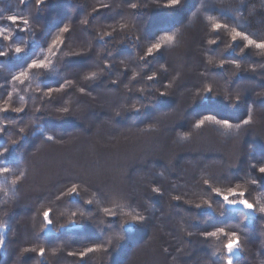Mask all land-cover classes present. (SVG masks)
<instances>
[{
	"label": "trees",
	"instance_id": "trees-1",
	"mask_svg": "<svg viewBox=\"0 0 264 264\" xmlns=\"http://www.w3.org/2000/svg\"><path fill=\"white\" fill-rule=\"evenodd\" d=\"M166 2L46 0L37 9L36 0H0V28L11 33L7 41L3 35L8 32L0 35V52L5 53L0 56V107L9 109L0 113V152L8 149L0 156V264H10L15 253L18 264H116L120 252L130 251L132 240L142 241L145 235V244L132 249L128 261L136 251L143 256L136 264H225L227 237L202 235L218 228L240 236L241 250L232 257L233 264H264V214L258 211L264 205V175L258 172L264 165V101L257 94L255 100L247 99L242 92L251 94L250 88L239 86L246 79L254 91L260 85L264 93V50L244 48V41L231 38L235 27L264 41V0H181L172 9L163 7ZM9 15L26 18L29 24L13 25L6 19ZM212 20L227 28L212 31ZM63 27L69 31L61 36L63 44L50 70H30L22 83L14 82L13 75L26 70L32 60L44 59ZM105 32L110 35L101 39ZM165 35H174L173 43L142 59ZM213 39L216 42L209 44ZM18 45L23 51L16 54ZM92 73L94 79H85ZM151 75L154 79L149 80ZM62 84V91L44 95ZM228 98L235 114L224 109ZM204 105L210 109H200ZM63 108L68 112L61 113ZM158 108L164 115L154 117ZM167 108L174 110L173 117ZM205 116L241 127L226 130L205 122L197 129L196 122ZM249 116L254 122L243 125ZM94 127L103 140L128 128L121 137L150 139L145 144L152 150L167 136L168 158L135 159L109 169L102 164L107 153L94 148L88 156L84 153L86 166L77 169L73 155L85 148ZM46 135L54 139L48 141ZM123 147L111 155L130 150ZM56 153L60 160L46 177L42 167ZM98 168L113 173L97 177L98 185L82 175ZM110 182L116 185L113 196L107 188ZM74 185L79 194L66 195ZM237 186L257 209L251 216L230 210L212 191ZM153 188L160 196L152 197ZM105 209L114 215H106ZM46 210L50 233L44 232ZM138 213L143 223H128ZM120 217H125L123 224ZM89 247L100 250L81 257ZM199 247L204 249L197 255Z\"/></svg>",
	"mask_w": 264,
	"mask_h": 264
},
{
	"label": "snow or ice",
	"instance_id": "snow-or-ice-1",
	"mask_svg": "<svg viewBox=\"0 0 264 264\" xmlns=\"http://www.w3.org/2000/svg\"><path fill=\"white\" fill-rule=\"evenodd\" d=\"M25 2V0H20V3L23 4ZM46 0H36V8H40L41 5L45 4ZM181 0H167V2L163 5V7L165 8H176L180 5ZM106 7V6H105ZM129 7H131L132 9H135L137 7L136 4H131L129 5ZM11 24L13 25H28L29 24V20L26 18H19L15 15H9L6 18ZM82 23H86V21H82ZM121 27H124V25H121ZM211 28L212 31H218L222 28H227V25L219 23L215 20L211 21ZM18 31H26V28L24 27H19ZM69 31V29L67 27H63L59 30L60 35H57L52 41L51 43L48 45V49H47V55L44 57V59H34L31 61V63H29L27 65V69L20 71L18 74L13 75L12 80L14 82H19L22 83L25 79H27L28 77V72L30 70H44V71H48L51 68L52 65V57H54L56 55V50H58L60 48V46L63 44V40L61 38L62 34L67 33ZM5 32H8L7 29L4 28H0V35H3ZM110 35V33L105 32L102 36L101 39L104 38V36H108ZM11 36V33L8 32L7 35H3L4 40H9ZM231 38L232 41L235 42L237 41V39L244 41V48H248V47H254L256 49H260V50H264V41H256L252 38H250L247 34L243 33L242 31H238L235 27L231 28ZM174 40V35H165L163 37H161L160 40H158L155 43H152L150 47L147 48L146 52H145V56L142 57L146 58L148 56H152L155 53L159 52L161 50L162 45H170L173 43ZM216 41L213 40H209V44H214ZM23 51V48L21 46H16L15 47V53L19 54ZM5 53L0 52V56H4ZM67 55V53L65 54ZM107 67V65H105ZM223 66V63L221 64V67ZM238 66V65H237ZM95 78V73H92L91 75L85 77V79H94ZM149 80L154 79V75H151L148 77ZM66 84L71 83L70 81H66ZM113 83H115V81H113ZM65 85H61L60 88L57 89H49L47 92L44 93L45 96H51L53 91H62L64 89ZM81 92L84 91V89H80ZM206 91L210 92L211 89H206ZM161 96H164L165 93L161 92L160 93ZM9 96H11V93H9ZM22 99V98H21ZM8 107L4 106V107H0V113L2 112H6L8 111ZM12 111L16 112V113H20L23 111V108H14L12 109ZM61 113H67L68 109L67 108H63L60 109ZM251 111V110H250ZM205 122H210V123H215L218 124L220 127L226 129V130H231L233 127L239 129L241 127V125L237 124L235 126H233L229 121L224 120V121H219V120H215L213 119L212 116H205L204 119L198 120L195 124V127L197 129H199L202 125L205 124ZM251 123V116H249V119H245L243 120V125H249ZM24 130L21 129V132H23ZM45 139L48 141H52L54 139L53 136L51 135H46ZM15 143V142H14ZM7 148L4 149L3 152H0V156L4 155L5 152H7ZM3 171H8V169H3ZM258 172L261 175H264V165L260 166L258 168ZM253 183H255V181H252ZM207 184V181L205 182ZM213 193L220 197L224 204L227 205L230 208H235L237 206L241 207L242 209H244L247 212H253L255 210H257L254 205L252 203H250L247 199H245V192L243 190L239 189V186H237V188H229L227 189V191H221L219 188H213L212 189ZM153 193L159 194V190L157 188H153L152 189ZM79 193L77 192V188L74 185L67 193L66 195L68 196H73V195H78ZM173 199L178 200L179 197H173ZM88 203H90V201H88ZM204 205H206L208 208H211L212 205L205 200L204 201ZM197 208L201 207L200 204L196 205ZM105 214L106 215H114V213H112L110 210L105 209ZM258 211L261 214H264V205H261L258 208ZM73 216L76 215V213L72 214ZM43 217H44V223L45 225H49L52 223V221L49 219V211L46 210L43 212ZM144 221V217L138 215V214H133L129 217V221L128 223L131 224H137V223H143ZM74 223V221H73ZM203 237L205 239H219L222 236H226L227 240L223 245V248L227 254V259L225 260V264H233V254L236 253L237 251L241 250V244H240V236L235 233V232H225V229L223 228H218L214 231H210L207 233H203L202 234ZM117 240L120 239L119 236L116 237ZM3 238L0 237V247L3 246ZM109 244H111V240H109ZM100 249L98 247H89L87 249H85L84 252L80 253L81 257H84L85 255L95 252V251H99ZM25 251H28V249H25ZM217 251H219V249H217ZM44 254V249L41 248L39 250V255H43ZM69 255H72V253H69Z\"/></svg>",
	"mask_w": 264,
	"mask_h": 264
},
{
	"label": "rangeland",
	"instance_id": "rangeland-1",
	"mask_svg": "<svg viewBox=\"0 0 264 264\" xmlns=\"http://www.w3.org/2000/svg\"><path fill=\"white\" fill-rule=\"evenodd\" d=\"M191 22L192 21H190V23H188V24H191ZM197 38V37H196ZM197 47H198V45H196V44H194V50H191V52L193 53V57L195 56V58H196V56L198 55V49H197ZM200 55H202L201 53H200ZM199 57V56H198ZM190 62H192V58H191V61ZM264 69V68H263ZM263 69H261V66H260V70H263ZM259 70V71H260ZM161 72H163V71H161ZM189 74V73H188ZM262 75H264V74H262ZM203 78H205V76L203 77ZM260 83V82H259ZM240 85L239 86H243V87H245V86H247V87H249L250 88V90H251V94H250V92H248L247 94H246V92H242V94H244V95H247L246 97H247V99H251L252 101L253 100H255V99H253V96H254V94H257L258 95V97H257V99H260L261 97H262V100L264 101V93L263 92H260L259 91V86L260 85H258L256 88H255V90H257V91H254L253 90V88H252V82H250V81H248V80H243L242 82H240L239 83ZM259 91V92H258ZM252 95V96H251ZM236 97V96H235ZM230 100H231V98L229 99H225V105H227L226 106V108H224V109H226V112L227 113H230V114H235L234 112H233V107L230 105V104H233V103H230ZM201 101H204V100H201ZM238 101V100H237ZM183 100H180V106H183ZM192 104V106L194 107V104L193 103H191ZM215 106V105H214ZM230 106H231V108H230ZM261 107H262V109H264V107L262 106V105H260ZM161 107H163V106H160V108ZM174 106H172V108H173ZM177 107V106H176ZM190 108H192V107H190ZM164 109V108H163ZM167 109H169V108H167ZM174 109V108H173ZM159 108L157 109V111H154V117L155 116H157V115H164V113H160L159 112ZM187 110H189V109H187ZM254 110V109H253ZM252 110V112H254ZM106 110L104 109V112H105ZM165 111V110H164ZM168 111V110H167ZM191 111H194L193 113H195V110L194 109H191ZM169 112H170V115H168V116H174L173 115V113H174V110H170L169 109ZM236 112L237 113H240L241 114V110L239 109L238 111L236 110ZM262 115H264V113H261ZM103 116V115H102ZM150 116H152V115H150ZM153 117V116H152ZM100 118H101V116H100ZM99 118V119H100ZM91 119V118H90ZM101 122H104V121H102V119H101ZM172 122H174V120L172 121ZM178 122H180V120L178 121L177 120V123ZM254 122V120L252 119V121H251V123H253ZM257 123V122H256ZM261 123H263L264 124V121H262ZM260 123V124H261ZM260 124L259 123H257V125L256 126H258V127H260ZM86 128H88V124L86 123ZM108 127V126H107ZM202 127V126H201ZM257 127V128H258ZM118 129V128H117ZM97 130H96V127H94L93 129H91V133H92V136H91V138L90 139H85L86 141H85V148L83 149V150H81V152H76V154L74 153V162L75 161H78L79 162V164L77 165L78 166V168L77 169H79L80 168V166H82V167H84V165L86 166V164H87V162L86 161H88V160H85V158H86V156H84V153H86L87 154V156H88V154L90 153V151H89V149L92 151V149H94V148H96V149H99V151H101V150H103L104 151V153H107L106 154V156L104 157V159L102 160V164L104 163V165L106 164H108L111 168H113L116 164H117V166L120 164V163H123V162H130V161H134L135 159H142V158H151V159H156V158H159V156L162 158V159H166V158H168V154H167V152H168V147L166 148L165 147V141H166V137L164 136V137H162V138H160V145H155L153 148V150L152 149H149V144H145V142H150V139H139V137H135V136H133V135H125V136H123V137H121L122 136V134H123V132L124 131H129L128 130V128H125V129H121V130H119V131H117V133L115 134V138L113 137L112 139H110V140H106V138L103 140L102 139V136H101V138H97V136L98 135H96L95 134V132H96ZM94 134V135H93ZM175 134V133H174ZM261 134H262V132H261ZM264 134V133H263ZM127 138H128V140H127ZM122 139V140H121ZM121 140V141H120ZM172 140V139H171ZM161 141H162V143H161ZM89 142V143H88ZM117 142V144H115ZM125 143V144H124ZM131 143H133V144H131ZM115 144V145H114ZM127 145V146H126ZM132 145V146H131ZM115 146V147H114ZM124 146V147H123ZM131 146V147H130ZM127 148V147H129L130 148V150H125L124 152H116V154H114V155H111L113 152L112 151H114L116 148ZM120 148H119V150H120ZM118 150V151H119ZM195 150L196 151H198L197 150V148L195 147ZM95 152V151H94ZM96 152H98V150L96 151ZM101 153V152H100ZM56 154H58V155H56L55 157H53L51 160L52 161H49V162H45V165L42 167V172H44V176H48L49 177V175H52L53 174V172L55 171V168H56V166H57V164H58V160H60V156H59V153H56ZM97 154V153H96ZM264 154V151L262 152V155ZM116 155V156H115ZM144 156V157H143ZM197 156V155H196ZM195 156V157H196ZM116 157V158H115ZM181 157H184V158H186V157H188V156H181ZM214 157H211V156H208V157H206V159H213ZM183 159V158H182ZM179 160H181V159H179ZM101 164V165H102ZM93 165V164H92ZM105 165V166H106ZM93 166H96L95 165V163H94V165ZM109 166H106L107 168L109 167ZM100 168H103L104 166L102 165V166H99ZM110 167H109V169H110ZM188 168V167H187ZM98 172H94V170L92 171H90V170H84V172H82V175L84 176V177H86L87 178V176L89 175L92 179H91V181L92 182H95V183H97V185H98V179H100V178H102V177H104L105 178V175H104V171L102 170H100L99 168H98ZM84 173H85V175H84ZM93 173V174H92ZM98 177V179H96ZM44 182H46V181H44ZM100 182H102V180H100L99 181V183ZM114 182V181H113ZM113 182L111 183V184H108L107 185V188H108V190L110 191V193L112 194L111 196H113L114 195V190L116 189L115 188V184L113 185ZM172 184V183H171ZM173 186V185H172ZM182 186V185H181ZM151 192V194H152V197H153V195H155V196H160V194H156V193H153L152 191H150ZM117 194H118V192H117ZM162 194V193H161ZM227 206V205H226ZM227 208H229L230 210H242V211H244L248 216H251L252 215V212H247V211H245L244 209H242L241 207H239V206H237V207H235V208H230V207H228L227 206ZM138 215H140L141 216V213H138ZM124 218L125 217H120V219H119V224H123L124 223ZM127 221H129V219L127 220ZM125 224L126 225H129V224H127L126 223V221H125ZM199 224H201V223H199ZM199 226H202V225H199ZM197 225H196V229H197ZM44 232L45 233H50L51 232V230H50V227H49V225H46V228L44 229ZM203 232H205V230L203 231ZM22 233H23V229H22ZM148 238V236H142V241H141V239L140 238H138V239H135V240H132V243L130 244V246H132V249L134 250L135 248H137L138 246H140V245H142V244H145L144 242H146L145 240ZM132 239V238H131ZM226 240H227V238H225L224 239V242L223 243H225L226 242ZM140 241H141V243H140ZM138 243V244H137ZM140 243V244H139ZM21 247V246H20ZM19 247V248H20ZM131 249V250H132ZM201 249H204V247H199L198 249H196V252L195 253H197V255H200L201 253H202V250ZM130 250V251H131ZM130 251H127V253L126 252H124V253H122V252H120V254H121V258H118L117 260H116V264H127L128 262H130L131 261V263H133V264H136L138 261H139V259H141L143 256H139L138 255V253L135 251V253H134V256H133V258H131L130 259V261H128L129 259V252ZM237 254V252L236 253H234L233 254V256H235ZM13 257V256H12ZM133 260V261H132ZM11 263L10 264H18V255H17V253H15L14 254V258H12V260L10 261Z\"/></svg>",
	"mask_w": 264,
	"mask_h": 264
},
{
	"label": "bare ground",
	"instance_id": "bare-ground-1",
	"mask_svg": "<svg viewBox=\"0 0 264 264\" xmlns=\"http://www.w3.org/2000/svg\"><path fill=\"white\" fill-rule=\"evenodd\" d=\"M200 109H210L209 107H207L206 105H204L202 108H200ZM116 158V157H115ZM107 166H109L108 164H107ZM110 167V166H109ZM109 172H112L113 173V170H109V169H107L105 172H104V175L106 176L107 174H109Z\"/></svg>",
	"mask_w": 264,
	"mask_h": 264
}]
</instances>
